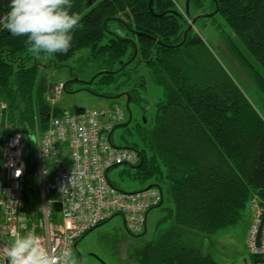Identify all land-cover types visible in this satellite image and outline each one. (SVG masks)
Here are the masks:
<instances>
[{
    "label": "trees",
    "instance_id": "1",
    "mask_svg": "<svg viewBox=\"0 0 264 264\" xmlns=\"http://www.w3.org/2000/svg\"><path fill=\"white\" fill-rule=\"evenodd\" d=\"M216 1L218 11L204 18L225 36L228 55L243 64L257 102L189 28L192 9L211 13ZM188 3L180 11L177 0H72L83 27L74 31L67 53L48 58H35L25 37L0 26V130L22 132L28 176L36 174V128L43 131L50 115L64 111L47 99L53 83L40 77L43 59L65 66L84 49L85 60L115 71L98 74L91 88L114 94L102 89L113 84L140 107V92L150 80L162 86L153 117L125 126L128 137L121 145L138 150L139 162L144 157L130 175L158 183L164 198L150 208L159 206L163 213L135 264H220L211 251L213 234L238 223L252 198L264 206V0ZM8 6L9 0H0V16ZM24 196L29 215L39 220L38 188L33 196L25 189Z\"/></svg>",
    "mask_w": 264,
    "mask_h": 264
},
{
    "label": "built area",
    "instance_id": "2",
    "mask_svg": "<svg viewBox=\"0 0 264 264\" xmlns=\"http://www.w3.org/2000/svg\"><path fill=\"white\" fill-rule=\"evenodd\" d=\"M65 89V83L52 85L47 99L55 105ZM122 106L107 111L83 109L79 113L64 111L50 115L47 128H36L33 159L39 180L38 209L42 217L29 215L27 162L24 139L20 131L0 134V264H7L3 249L14 232L39 235L52 251L70 248L90 229L120 213L127 228L141 232L146 214L162 199L157 187L127 191L111 182L108 171L115 165H136L140 152L116 145L109 138L116 125L126 120ZM112 135V134H111ZM19 170V175L17 171ZM29 190V188H28ZM33 204V199H29ZM60 206L61 216L55 213ZM251 224L247 247L254 255V264H264V206L257 197L251 202Z\"/></svg>",
    "mask_w": 264,
    "mask_h": 264
},
{
    "label": "rangeland",
    "instance_id": "3",
    "mask_svg": "<svg viewBox=\"0 0 264 264\" xmlns=\"http://www.w3.org/2000/svg\"><path fill=\"white\" fill-rule=\"evenodd\" d=\"M185 0H177V5L180 11L186 7ZM194 7L193 4H191ZM190 7V9H192ZM205 10H209L208 5H204ZM198 9L195 8V11ZM193 12V19L198 16L197 12ZM199 18V17H198ZM197 18V19H198ZM193 19H191L193 21ZM196 19V20H197ZM190 22L191 28L195 29L197 33L203 38L207 46L216 55V57L225 65L237 82L243 87L248 95L257 102L258 94L255 93L254 87L247 76V72L240 61L231 58L225 47V36L220 34L211 25L209 18L201 17L197 21ZM189 26V27H190ZM114 27H117L114 25ZM229 31L231 29L229 28ZM228 32V30H227ZM241 45L239 39L237 38ZM230 54V52H229ZM82 55L81 58H78ZM86 53L83 50L76 53V55L65 66L50 65L48 59L42 60L41 79L47 83L62 82L66 83V88L59 97L58 106L64 111L70 113L75 112L76 108H99L107 111L115 109L117 105L122 106L126 117L128 118V111L126 109V98L121 97H106L95 95L88 91L79 90L81 82L78 79H90L95 73L100 70V64L94 60H85ZM75 74L72 76L71 73ZM77 79V80H75ZM50 85V84H49ZM95 86V84L93 85ZM102 86V89L112 91L117 94V90L111 84L109 89ZM125 87L124 85H122ZM97 87V86H96ZM52 86L49 91H51ZM125 91V90H124ZM162 86L156 85L151 80L148 82V87L142 89L140 92L142 99V106L140 107L136 102L130 103V110L133 114V120L129 125L134 124L137 120L144 121L151 119L155 114L156 106L162 97ZM136 103V104H135ZM145 114H144V113ZM18 131V130H17ZM21 132V131H20ZM0 130V134H2ZM22 133V132H21ZM125 131L123 126H117L112 133V141L116 145H125L123 138ZM2 171V160H0V174ZM134 172L131 164H120L112 167L108 171L109 179L120 189L127 191L140 190L148 185V180L137 179L130 175ZM39 180L37 176L32 175L27 180V189L29 188L30 196L36 194ZM57 217L60 218L61 212H57ZM162 210L159 206L150 209L147 219V232L145 235L134 237L129 232L124 224L122 215L117 214L111 216L109 219L103 221L98 226L89 230L78 241L77 248L73 249V254L79 261V253L82 256V264H135L136 257L145 244L153 237L159 219L162 215ZM251 206H248L241 212V218L238 223L222 228L215 232L211 238L210 246L212 254L216 261L220 264H253L252 257L247 250L246 237L247 230L250 225ZM139 233V232H138ZM134 234H137L134 232Z\"/></svg>",
    "mask_w": 264,
    "mask_h": 264
},
{
    "label": "clouds",
    "instance_id": "4",
    "mask_svg": "<svg viewBox=\"0 0 264 264\" xmlns=\"http://www.w3.org/2000/svg\"><path fill=\"white\" fill-rule=\"evenodd\" d=\"M8 7L0 26L25 37L27 51L37 59L67 53L74 31L83 27L82 17L71 11L72 0H9ZM2 254L7 264H78L70 248L52 251L32 232L12 233Z\"/></svg>",
    "mask_w": 264,
    "mask_h": 264
},
{
    "label": "water",
    "instance_id": "5",
    "mask_svg": "<svg viewBox=\"0 0 264 264\" xmlns=\"http://www.w3.org/2000/svg\"><path fill=\"white\" fill-rule=\"evenodd\" d=\"M188 0H187V8H188ZM218 11V3H217V1H216V8H215V10L213 11V12H211V13H206V14H199L198 16H196L194 19H193V21H192V23H194V21L198 18V17H210V16H212L213 14H215L216 12ZM118 19V18H117ZM189 28H191V26L189 27ZM188 28V29H189ZM186 36V32H185V34H184V37ZM125 40H128V41H133V39L132 38H129V37H125L124 38ZM137 52H138V49H137V46H136V44H135V53H134V55H133V57H132V59H134L135 57H136V55H137ZM129 61H127L126 63H128ZM126 63H123V65L122 66H125L126 65ZM108 72H115V71H110V70H101V71H99L98 73H96V74H94V76L90 79V80H86V79H78V81L79 82H83V83H85V84H89V83H92L93 81H94V79L97 77V75L98 74H101V73H108ZM75 80H77V79H75ZM89 91H91V92H93L92 90H90V89H88ZM96 95H100V96H106V97H121V96H123V95H125V96H127V98H126V108H127V111H128V113H129V118H128V120L127 121H125V122H123V123H121V124H119L118 126H123V127H125V126H128L129 124H130V122L132 121V118H133V114H132V112H131V110H130V101H131V95H130V93L128 92V91H124V92H121V93H119V94H116V95H106V94H98V93H96V92H94ZM84 108H76L75 109V112L76 113H79L80 111H82ZM110 136H111V134H109V138H110ZM143 155L141 156V161L138 163V164H136V165H132V167H139L141 164H142V162H143ZM115 166H117V165H115ZM114 166V167H115ZM151 187H159V188H161V186L158 184V183H150V184H148L144 189H147V188H151ZM161 190H162V188H161ZM163 191V190H162ZM163 201H164V198H162L161 199V201L159 202V206L163 203ZM54 208L56 209V210H60L61 208H60V206H58V204L56 203L55 204V206H54ZM117 214H120V213H116V214H114V215H117ZM113 215V216H114ZM121 215V214H120ZM124 224H125V226H126V222L124 221ZM127 227V226H126ZM93 229V228H92ZM128 229V228H127ZM128 232L132 235V236H134V237H139V236H142V235H145L146 234V232H147V224L145 225V227H144V230L141 232V233H139V234H134V233H132L131 231H129V229H128ZM77 244H78V241H76L75 242V244H74V249H76L77 248ZM78 264H82V256H81V254L79 253V261H78Z\"/></svg>",
    "mask_w": 264,
    "mask_h": 264
},
{
    "label": "flooded vegetation",
    "instance_id": "6",
    "mask_svg": "<svg viewBox=\"0 0 264 264\" xmlns=\"http://www.w3.org/2000/svg\"><path fill=\"white\" fill-rule=\"evenodd\" d=\"M202 14H203V13H202ZM73 74H74V73H73ZM89 88L92 89L93 92L89 91V90H88ZM79 90H81V91L85 90V91H88V92L93 93V94H95L94 92L102 94V92L96 91V90H94L93 88H91V86H90L88 83L85 84V83H83V82H81V86H80ZM120 92H122V91H120ZM108 95H109V94H108ZM125 98H126V96H125ZM131 102H132V101H131Z\"/></svg>",
    "mask_w": 264,
    "mask_h": 264
},
{
    "label": "bare ground",
    "instance_id": "7",
    "mask_svg": "<svg viewBox=\"0 0 264 264\" xmlns=\"http://www.w3.org/2000/svg\"><path fill=\"white\" fill-rule=\"evenodd\" d=\"M55 83H56V82H55ZM53 84H54V83H53ZM53 84H52V85H53ZM52 85H51V86H52ZM51 86H50V87H51ZM119 124H121V123H119ZM119 124H118V125H119ZM118 125H116V126H118ZM116 126H115V127H116ZM112 132H113V131H112ZM112 132H110V134H111ZM252 199H253V198H252ZM250 202H251V201H250ZM250 202H249V204H250ZM41 214H42V213H41ZM33 217H34V216H33ZM41 217H42V215H41ZM41 217H40V218H41Z\"/></svg>",
    "mask_w": 264,
    "mask_h": 264
},
{
    "label": "crops",
    "instance_id": "8",
    "mask_svg": "<svg viewBox=\"0 0 264 264\" xmlns=\"http://www.w3.org/2000/svg\"><path fill=\"white\" fill-rule=\"evenodd\" d=\"M246 239V238H245Z\"/></svg>",
    "mask_w": 264,
    "mask_h": 264
}]
</instances>
